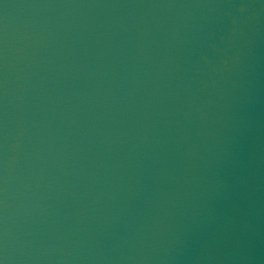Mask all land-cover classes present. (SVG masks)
<instances>
[{
	"label": "water",
	"instance_id": "95a60500",
	"mask_svg": "<svg viewBox=\"0 0 264 264\" xmlns=\"http://www.w3.org/2000/svg\"><path fill=\"white\" fill-rule=\"evenodd\" d=\"M264 0H0V264H258Z\"/></svg>",
	"mask_w": 264,
	"mask_h": 264
}]
</instances>
